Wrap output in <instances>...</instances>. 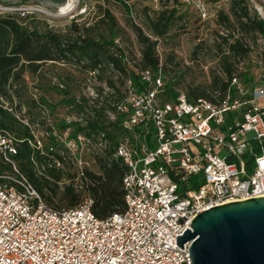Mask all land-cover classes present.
Returning <instances> with one entry per match:
<instances>
[{"label":"built area","instance_id":"built-area-1","mask_svg":"<svg viewBox=\"0 0 264 264\" xmlns=\"http://www.w3.org/2000/svg\"><path fill=\"white\" fill-rule=\"evenodd\" d=\"M161 72L140 71L141 87L126 78L124 96L104 109L114 143L69 119L63 129L72 153L94 144L126 165L125 210L99 218L89 197L56 209L21 174H0V264H192L190 241L182 249L177 236L197 214L264 196V81L233 75L189 100L180 89L168 96ZM0 151L15 152L8 134Z\"/></svg>","mask_w":264,"mask_h":264},{"label":"rangeland","instance_id":"rangeland-1","mask_svg":"<svg viewBox=\"0 0 264 264\" xmlns=\"http://www.w3.org/2000/svg\"><path fill=\"white\" fill-rule=\"evenodd\" d=\"M248 2L264 19V0ZM126 3L131 8L130 19L151 39L155 37L147 26V15L153 17L159 9H176L175 15H179L168 32L158 39L155 50L159 63L164 67L161 73L167 91L180 89L188 93L195 87L209 91L215 77L226 79L221 70V60L230 55L227 43L232 39L222 42L219 34L224 35L225 31L216 19L219 9L227 10L229 0H126ZM104 7L114 14L121 27L116 44L122 48L130 63L138 62L141 45L135 32L128 26V14L112 0H66L62 4L56 0H0V15H12L22 24L40 31L51 30L61 35H71L75 26L95 25L102 17ZM94 28L97 32L102 26L95 25ZM239 35L236 30L234 38ZM245 37L250 45L248 55L232 60L235 67L233 75L245 72L250 77L245 83L248 86L264 81V37L260 34ZM100 76L75 63L48 61L36 73L25 71L19 96L13 98L12 107L4 103L22 121L30 124L40 146L54 141L59 153L64 151L65 176L58 183L60 187L69 183L79 185V172L84 169L98 171L94 157L104 148L87 144L72 153L62 146L64 137L61 126H66L69 119L75 129V122H80L84 117L94 118L95 108L103 106L106 109L110 102L124 96L123 74L105 66ZM72 175L76 177L72 178Z\"/></svg>","mask_w":264,"mask_h":264},{"label":"trees","instance_id":"trees-1","mask_svg":"<svg viewBox=\"0 0 264 264\" xmlns=\"http://www.w3.org/2000/svg\"><path fill=\"white\" fill-rule=\"evenodd\" d=\"M56 1L62 4L66 0ZM112 1L120 4L128 18H131V8L126 0ZM101 12L102 17L95 23L96 26H102L101 30L95 32V25L75 26L71 35H61L51 30L40 31L22 24L12 15H0V134H8L11 137V146L15 150L14 153H8L9 160H6L0 151V174H13L17 177L21 174L47 204L56 209L77 206L85 197H89L94 215L107 218L113 213L125 210L122 180L127 167L122 160L114 158L111 149L104 148L102 153L94 157L98 171L84 169L79 185L69 183L60 187L58 183L65 176V155L60 154L57 147H54L53 151L49 150L50 145L55 144L54 141L43 147L38 146L30 124L22 121L13 109L4 105L7 102L12 107L13 98L19 96L24 72L36 73L42 64L48 61L75 63L89 72H94L99 78L105 66H110L119 74H123L125 79L131 78L137 87L143 85L140 81V71L164 70L155 50L158 39L163 37L176 18H179V15H175L176 9H159L154 12L153 17L147 15V26L155 39L145 35L141 27L130 19L128 26L135 32L141 45L140 59L133 63H130L122 48L116 44V37L121 30L116 17L107 7ZM216 21L225 31L224 35L219 34L222 42L226 43L228 39H232L227 43L230 55L221 60V70L229 81L235 70L232 59L247 56L250 51L245 36L255 37L256 34H260L264 37V19L250 7L248 0H229L227 10L217 11ZM236 30L240 35L234 38ZM237 76L245 81L250 80L245 72ZM227 81L215 77L212 89L224 90ZM166 88L165 84V93L168 96L174 94V89L167 91ZM206 93V89L195 87L187 94L189 100H193L206 96ZM101 108L104 107L95 108L93 119L87 117L82 119L85 122L84 127L81 122H75L74 131L85 134L104 132L114 143L113 131L116 130V126L106 123L103 117L105 108L100 110ZM61 127L64 129L66 126ZM75 177L72 175V178ZM194 178H189L192 187L196 182Z\"/></svg>","mask_w":264,"mask_h":264},{"label":"water","instance_id":"water-1","mask_svg":"<svg viewBox=\"0 0 264 264\" xmlns=\"http://www.w3.org/2000/svg\"><path fill=\"white\" fill-rule=\"evenodd\" d=\"M177 236L192 264H264V196L211 207Z\"/></svg>","mask_w":264,"mask_h":264}]
</instances>
